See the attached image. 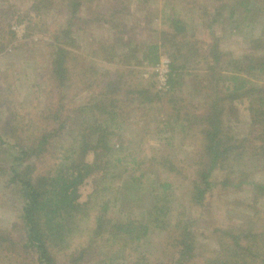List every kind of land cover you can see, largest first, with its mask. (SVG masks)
<instances>
[{"label": "trees", "instance_id": "trees-1", "mask_svg": "<svg viewBox=\"0 0 264 264\" xmlns=\"http://www.w3.org/2000/svg\"><path fill=\"white\" fill-rule=\"evenodd\" d=\"M59 1L62 4L64 0H30L17 23L27 20L30 28L41 9L57 8L61 6ZM177 1L108 0L103 5L98 2L94 10L92 4L96 0H69L71 10L65 16V26L50 34L52 57L44 109L38 113V108H32L23 114L0 93V179L5 190L18 192L20 202L12 228L0 229V264H129L134 255L138 264H264V227H254L261 220L257 216L246 212L249 224L240 228L244 236L235 233L230 225L213 227V232H219L214 236L218 247L200 251L211 228H194L186 206L188 202L194 203L192 207L204 208L217 187H243L244 180L232 178V186V180L215 173L224 170L225 175L230 165H247L264 157V54L245 50L249 47L264 51V26L259 29L254 16H264V8L261 0ZM133 2L138 7L156 6L163 10V20H169L170 26L160 31L158 41H138L131 34L126 35V30L135 33L141 27L120 22L123 16H129ZM170 2L172 5L168 6ZM84 4L91 5L92 10L89 8L82 18L79 13ZM243 4L251 6L245 17L249 31L243 34L248 46L223 50L219 42L227 28L229 36L244 31L233 19ZM141 13L143 21L153 22L150 8ZM95 20L109 24L120 34L113 39L91 41L90 53H76L73 49L81 29H73ZM222 22H227L228 27L220 29ZM197 26L208 31L211 38L209 42H193L204 44L208 79L205 85L193 82L188 87L181 82L188 73H184L188 61L179 60L183 55L179 54L182 47L178 41L185 33L189 37L188 27L191 37L196 38ZM5 30L8 33H3ZM1 32L3 52L14 40L15 31L5 21L0 23ZM161 49L169 52L171 58L165 94L158 92L154 73L150 74L148 86L140 76L141 67L156 66ZM72 89H76V95L86 96L84 103L69 109L63 101L73 96ZM188 94L191 99L185 97ZM236 100L248 101L251 115L249 131L243 137L232 134L226 125V117L237 109ZM65 109L68 114L63 113ZM75 111L79 112L81 128L68 130L74 137L64 142ZM126 119H147L144 131L155 136L153 145L149 144L150 168H142L140 175L156 170L153 173L157 186L148 198L136 192V200H131L120 190L128 167L120 172L118 167L128 163L126 158L133 155L125 153L130 147L122 135L120 142L118 137L115 139L119 134L113 122L123 124ZM186 145L192 146L191 150H185ZM88 152L94 156L91 162L86 159ZM132 161H136L134 156ZM161 173L170 174L173 181L177 175L179 183L187 178L190 184L186 189L191 194L185 205L177 208L174 224L170 216L176 206H171L173 200L167 195L172 184L160 180L156 174ZM91 175H96L94 190L81 202L78 188ZM128 179L134 182L137 177L130 173ZM261 187L264 184L254 185L253 190ZM249 194L255 193L251 190ZM120 201L119 217L109 218L111 207ZM157 229L167 235L161 253L155 257L154 248L148 254L145 248L141 249L146 247L144 239ZM17 231L20 239L14 235ZM155 244L149 242L148 246ZM114 247L117 251H113ZM259 248L263 252L256 256L254 250Z\"/></svg>", "mask_w": 264, "mask_h": 264}, {"label": "rangeland", "instance_id": "rangeland-1", "mask_svg": "<svg viewBox=\"0 0 264 264\" xmlns=\"http://www.w3.org/2000/svg\"><path fill=\"white\" fill-rule=\"evenodd\" d=\"M29 1L30 0H0V23L2 24L5 23V21H8L9 24H11V29L15 31L14 40L11 42L8 41L10 43L5 47L3 52H0V93H2L3 96H6L8 100H11L14 106L19 108L23 114L30 112L32 108H38V113H41V109H44L46 106V94L44 92L46 91L48 77L47 73L49 70L48 66L52 57V54L50 53L51 50H49L50 47L48 45L49 41H52L50 34L57 32L59 26H65V16L67 14L69 15L68 12L71 10L69 0H64L62 4L59 1L58 3H60L61 6L58 5L57 8H53L51 10L41 9V13L34 16V24H32L29 28L27 20L17 23L18 16L19 18L23 17L20 13L29 8ZM106 1L108 0H96V2L92 4V7L94 10H96L98 7V2L103 5V3ZM176 2L178 3L177 0ZM135 3L136 2H133L131 5L129 16L125 18L123 16L120 22L123 21L125 25L137 24V27L139 24L141 27L137 28L135 33L134 31H129L126 29L121 30H126V35L128 34L129 36L131 34L130 36L136 38L138 41H158L160 39V31L163 28H168L170 26V21L166 18V21L163 20L164 13L162 12L163 10L160 11L161 8H156V6L138 7L135 5ZM158 4L162 5L161 2H158ZM171 5L172 2L168 4V6ZM260 5L264 8V0L260 1ZM92 7L88 4H84L81 7L79 14L82 16V18L86 17L89 8L92 10ZM144 8H150V11H152L151 18L153 17V22L150 23L149 21H143L141 10H144ZM171 8L172 7H169L167 10L171 12ZM247 8H251L250 4L247 6H244L243 4L240 8V11L239 9L236 10L233 18L235 19V21L233 20L234 24L239 25L240 28H243V32H237L235 29L237 33H232L229 36L227 33L229 32L227 28L228 23H220V29L224 27L227 28L224 39L221 38L219 42V45L223 50L239 48V46L246 48L248 46L247 39L244 40L247 37L243 35L249 31V28L245 26L248 20L245 18L248 15V10H246ZM228 12L229 11H227V14ZM254 16L256 19L255 22H257L256 26H258L260 29V25L264 26V16ZM78 28L81 29L78 31V33L80 32L81 36L77 39L75 43L77 46L73 49L78 54L90 53L93 48L90 43L91 41L95 42V40H105L114 36L116 37L117 34H120L119 32H116L115 29L109 27V24L103 23V21L99 20L81 23L80 26H76L73 30H78ZM188 29L189 37L187 38V34L185 33L184 37L181 35L179 41L177 40L179 42V48L182 47L180 48L181 53L179 52V54L183 55L179 58V60L181 62L188 61L187 67L184 70V73H188H185L181 82L183 83V86L188 87H190V84H193V82L200 85H205L208 79L206 74L208 67L205 59L206 55L202 50L204 44L201 43L194 45L193 42L194 39L202 42H209L211 38L207 34L208 31L206 32L199 26H197L196 38L191 37L190 27H188ZM259 29H255L256 32ZM250 31L253 32L252 30ZM3 33L8 32L5 30ZM3 33L1 32L0 34ZM8 39L11 40L10 38ZM97 45L94 46V49L97 47ZM245 50L250 54H264V51L253 50L249 47ZM169 54V52H165L164 49H161L159 60L163 57H167L171 60ZM148 68H140L142 70L140 76L142 75L144 84L146 86H148L150 74L152 75L154 70V67L151 69ZM190 71L191 73H194V75L191 73L189 74ZM192 77H195V79ZM73 91H76V89H72L70 94H72ZM158 92L160 94L167 93L166 90H158ZM74 93L71 98L67 97V99L63 101V104L66 103L69 109L72 107L75 108L77 105L85 102L84 96H86V94L76 95V92ZM185 97H189V99H191L192 95L189 96L188 94ZM1 99L4 100L3 98ZM235 104L237 109L235 108V112L229 115V117H226V125L232 134L237 137H243L249 131L251 122L248 101L242 100L238 102V100H236ZM159 105L160 103L158 106ZM63 113L68 114L66 109ZM77 115H79V112L77 111L72 114L73 117L71 119V123L67 125V128L69 129L65 131L63 136L64 142H69L74 137V135H72L68 130H79L81 128L80 120ZM124 122L125 123L123 124H121L120 121L113 122L115 130L117 134H119L115 137V139L118 137L117 141L120 142L119 136L122 135L124 143L130 147V149L126 150L125 153H131V155L136 158V161L133 162V156H129L126 158L128 163H124V165L122 164L123 166L118 167L119 172L122 171L123 168L128 167V171H126L122 177V183L124 186H120L122 188L120 190L126 195L124 197H131V200H136V192L140 193V195H145V197L148 198L150 191L157 186L153 173L156 170L153 171L152 169V174L150 175H148L149 173L143 177H140V175L143 173L141 172L142 168L145 167L148 170L150 168V163L147 160L150 154L149 144L151 143L150 147L153 145L152 143L155 142V136L153 132H149L148 130L144 131V129H147V119H126ZM72 133L76 134L75 132ZM159 145L163 149L164 145L162 141L159 143ZM191 148L192 146L186 145L184 149L191 150ZM93 157V153L88 152L86 159L91 162ZM227 164L228 162L225 163L224 167L227 166ZM231 166L232 165L229 166L230 171H228V173L226 172L227 174L224 175V170H217L215 173L216 176L222 178L226 176L229 181L232 180V186H234L233 179L236 181L237 178L242 179L245 182L244 186L238 188L234 186L235 188L231 187L228 190H221L219 187H217V189L213 191L214 196L209 199V204L205 203L204 208H202L201 205H196L195 208L192 207L194 203H191V205H188V202L186 203V199L188 200L191 194H189V190L186 189L187 186H190L187 178L183 180V178L178 177L180 180H183L179 183L177 180V175L173 181L174 177H171V175L168 173H161L160 175L156 174L158 178L160 176V180L163 182L169 181L172 184V190L167 191V195L169 194L170 199L172 198L173 200L171 206H176L172 211V215L170 216V221L172 224L175 222L177 208H180V205H185L186 203V206L191 213L189 217V223L193 224L192 226L194 228L196 226L198 228H206L207 230L211 228L210 232L207 233L209 235L208 239L204 240V244L206 245L201 246L199 248L200 251H203L205 248L209 247L211 250L218 247V242L215 239V235L219 232L216 233L212 230L215 226L221 225L224 227L230 225L235 233H239L241 236H244L245 233L244 231L240 230V228H246L249 224V220L246 217V212L250 214L252 213L254 217L257 216L259 219H261L260 221L255 222L254 227L258 228L257 230H262L264 227V197H262V195L264 196V187H261L262 189H259L258 191L253 190L254 185L257 187L264 184V157L256 159V162L252 161L247 165L238 166L237 164H234L232 168ZM130 173L135 175L137 180L134 182L129 180L128 177L130 176ZM95 178L96 175H91L79 186L78 193L80 194L79 200L81 202H85L89 195L93 192L95 187ZM219 181L222 182V180ZM119 184H121V182H119ZM138 190H142L143 192ZM251 190L255 193L253 196L249 194ZM17 195H19L18 192L5 190L2 180L0 179V229H2V231L12 228V224L17 221V212L20 205ZM228 195L230 196L228 197ZM121 204L122 203L120 201V203L118 202L115 206L111 207L107 216L116 220L122 209ZM14 235L20 239L19 231L15 232ZM166 235V232L158 229L154 233H150L146 239L143 238L146 247L143 246L141 250L145 248V253L148 254L150 253V248H154L153 254L155 253V257L157 255L159 256L162 251V243L165 240ZM149 242H156V244L155 246H148ZM262 248L254 250L256 256H261L263 252ZM99 250H102V248ZM113 251H117L115 247ZM110 254L113 255V252H110ZM102 258L106 257L102 256ZM128 261H130L129 264H138L136 262V255H134L133 259H129ZM96 264H99V261H97Z\"/></svg>", "mask_w": 264, "mask_h": 264}, {"label": "built area", "instance_id": "built-area-1", "mask_svg": "<svg viewBox=\"0 0 264 264\" xmlns=\"http://www.w3.org/2000/svg\"><path fill=\"white\" fill-rule=\"evenodd\" d=\"M171 60L167 57L160 58L156 66L153 68V73L156 75L157 89L167 90L168 89V75L170 72Z\"/></svg>", "mask_w": 264, "mask_h": 264}]
</instances>
